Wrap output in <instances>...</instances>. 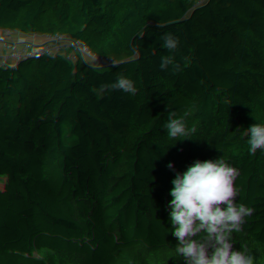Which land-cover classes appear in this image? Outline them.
Masks as SVG:
<instances>
[{"label":"trees","instance_id":"obj_1","mask_svg":"<svg viewBox=\"0 0 264 264\" xmlns=\"http://www.w3.org/2000/svg\"><path fill=\"white\" fill-rule=\"evenodd\" d=\"M255 16L236 34L222 86L177 115L195 132L153 136L215 75L208 60H221L224 31ZM164 33L179 39L175 53L162 47ZM167 55L179 72L160 69ZM118 74L134 81L135 96L93 91ZM254 123L264 124V0H0V167L73 193L0 190V264H185L171 182L192 160L218 158L239 171L236 203L255 210L233 247L264 264V150L252 155L247 143Z\"/></svg>","mask_w":264,"mask_h":264},{"label":"clouds","instance_id":"obj_2","mask_svg":"<svg viewBox=\"0 0 264 264\" xmlns=\"http://www.w3.org/2000/svg\"><path fill=\"white\" fill-rule=\"evenodd\" d=\"M157 27H165L157 24ZM162 47L169 53L179 48V39L171 33L161 36ZM179 72L180 64L173 55L161 57L160 69ZM93 91L103 98L110 91H122L135 96L134 81L118 74L115 82L101 84ZM172 140L187 139L195 128L188 129L183 117L170 112L164 125ZM249 152L255 155L264 150V124L254 123L247 129ZM239 171L223 158L216 160H192L171 182L169 190V218L172 235L178 240L176 252L185 264H254V257L247 249L236 250L232 233L240 232L245 218L253 215L254 209L237 204L238 189L235 181ZM201 233L203 240L196 239ZM27 255V254H26ZM37 256V253H33Z\"/></svg>","mask_w":264,"mask_h":264},{"label":"built area","instance_id":"obj_3","mask_svg":"<svg viewBox=\"0 0 264 264\" xmlns=\"http://www.w3.org/2000/svg\"><path fill=\"white\" fill-rule=\"evenodd\" d=\"M255 23L256 21L251 19L245 24H230L223 34L221 60H208L209 65L215 70V75L206 82L198 83L195 86H192L187 95L183 98L182 103L177 108L173 109L172 112H176L177 115L183 112L185 110V107H183L184 103L191 96L196 99V104H198L200 101H207L210 98L212 87L215 85L222 86V80L224 76L231 72L234 60L236 59L237 45L235 41L236 34L233 33L234 30L246 29ZM228 48L232 53L235 54V57L231 62H229L227 59L226 50ZM167 121L168 117L166 119H160L155 123V131L153 132V136H159L165 130L164 125L167 123ZM13 188L18 189L27 195H30L33 192H38L48 199L68 198L73 195V193L67 189H59L51 186L45 181L43 176L36 171H32L14 164L0 167V190H11ZM254 262L256 264H263L261 260L259 262L255 260Z\"/></svg>","mask_w":264,"mask_h":264},{"label":"crops","instance_id":"obj_4","mask_svg":"<svg viewBox=\"0 0 264 264\" xmlns=\"http://www.w3.org/2000/svg\"><path fill=\"white\" fill-rule=\"evenodd\" d=\"M255 21H257V19H256V16L253 18ZM241 31V29H239V30H234V34H237V33H239ZM226 53H227V59H228V61L229 62H231L232 60H233V58L235 57V54L234 53H232L231 52V50L228 48L227 50H226ZM185 104V103H184Z\"/></svg>","mask_w":264,"mask_h":264},{"label":"rangeland","instance_id":"obj_5","mask_svg":"<svg viewBox=\"0 0 264 264\" xmlns=\"http://www.w3.org/2000/svg\"><path fill=\"white\" fill-rule=\"evenodd\" d=\"M255 24L257 25V22ZM194 104H196V99L193 96H191L185 101V104L183 107L187 108L188 106H193ZM257 261L259 262L260 260L257 259Z\"/></svg>","mask_w":264,"mask_h":264}]
</instances>
